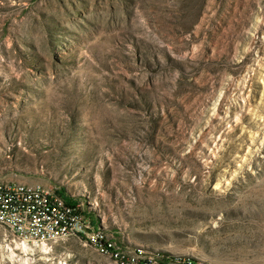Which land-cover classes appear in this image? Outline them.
<instances>
[{"label": "rangeland", "instance_id": "rangeland-1", "mask_svg": "<svg viewBox=\"0 0 264 264\" xmlns=\"http://www.w3.org/2000/svg\"><path fill=\"white\" fill-rule=\"evenodd\" d=\"M0 183L90 232L0 264H264V0H0Z\"/></svg>", "mask_w": 264, "mask_h": 264}, {"label": "built area", "instance_id": "built-area-1", "mask_svg": "<svg viewBox=\"0 0 264 264\" xmlns=\"http://www.w3.org/2000/svg\"><path fill=\"white\" fill-rule=\"evenodd\" d=\"M79 204H69L59 195L47 196L36 190V184H29V188H21L20 183L0 185V224L21 244L39 248L55 243L56 235L90 233L86 219L78 214ZM90 237L96 244L97 233ZM110 247L106 244L101 250Z\"/></svg>", "mask_w": 264, "mask_h": 264}, {"label": "bare ground", "instance_id": "bare-ground-1", "mask_svg": "<svg viewBox=\"0 0 264 264\" xmlns=\"http://www.w3.org/2000/svg\"><path fill=\"white\" fill-rule=\"evenodd\" d=\"M0 185H8V184H2L0 183ZM20 187L21 188H29V184H20ZM36 190L39 191V192H44L47 196H55L56 194L52 193L48 188L44 187V186H41L40 184H36ZM78 207H80L78 205ZM78 214H81L79 212V209H78ZM83 217V215H82ZM72 234H63V235H56V242L59 241V240H62V239H66V238H69L71 237ZM24 247H27L28 245H26L25 243L22 244ZM46 247V245H45ZM119 262V261H118ZM167 264H186L184 262H178V261H170L168 262Z\"/></svg>", "mask_w": 264, "mask_h": 264}, {"label": "trees", "instance_id": "trees-1", "mask_svg": "<svg viewBox=\"0 0 264 264\" xmlns=\"http://www.w3.org/2000/svg\"><path fill=\"white\" fill-rule=\"evenodd\" d=\"M61 194L63 195V198L65 199V201H66L67 203H69V204H73V205H75V204L78 203V200L76 201V200H74V199H72V198H70V197L65 196L63 193H61Z\"/></svg>", "mask_w": 264, "mask_h": 264}]
</instances>
